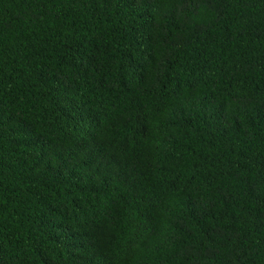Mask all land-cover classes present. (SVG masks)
Returning a JSON list of instances; mask_svg holds the SVG:
<instances>
[{
    "label": "trees",
    "instance_id": "trees-1",
    "mask_svg": "<svg viewBox=\"0 0 264 264\" xmlns=\"http://www.w3.org/2000/svg\"><path fill=\"white\" fill-rule=\"evenodd\" d=\"M0 264H264V0H0Z\"/></svg>",
    "mask_w": 264,
    "mask_h": 264
}]
</instances>
